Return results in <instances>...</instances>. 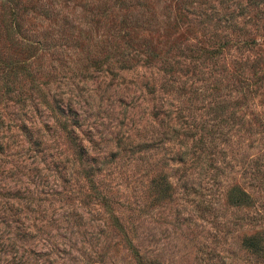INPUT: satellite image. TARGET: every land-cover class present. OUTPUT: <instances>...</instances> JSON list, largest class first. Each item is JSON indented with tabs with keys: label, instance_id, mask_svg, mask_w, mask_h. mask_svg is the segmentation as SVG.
<instances>
[{
	"label": "rangeland",
	"instance_id": "rangeland-1",
	"mask_svg": "<svg viewBox=\"0 0 264 264\" xmlns=\"http://www.w3.org/2000/svg\"><path fill=\"white\" fill-rule=\"evenodd\" d=\"M0 264H264V0H0Z\"/></svg>",
	"mask_w": 264,
	"mask_h": 264
},
{
	"label": "trees",
	"instance_id": "trees-1",
	"mask_svg": "<svg viewBox=\"0 0 264 264\" xmlns=\"http://www.w3.org/2000/svg\"><path fill=\"white\" fill-rule=\"evenodd\" d=\"M247 243H250V245H256V243L251 240L247 241Z\"/></svg>",
	"mask_w": 264,
	"mask_h": 264
}]
</instances>
